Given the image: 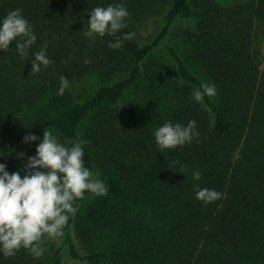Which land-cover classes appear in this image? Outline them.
Here are the masks:
<instances>
[{
  "label": "trees",
  "instance_id": "1",
  "mask_svg": "<svg viewBox=\"0 0 264 264\" xmlns=\"http://www.w3.org/2000/svg\"><path fill=\"white\" fill-rule=\"evenodd\" d=\"M114 2L0 0V17L20 8L37 36L25 60L15 41L0 50V162L23 175L39 143L23 137L51 130L86 140L85 166L108 185L76 201L42 256L21 248L0 264H264V0H119L117 35L136 33L119 49L82 34L91 9ZM151 22L145 38L137 24ZM45 44L52 63L33 74ZM201 82L217 91L197 102ZM193 119L191 143L156 147L157 126ZM196 184L222 195L205 204Z\"/></svg>",
  "mask_w": 264,
  "mask_h": 264
},
{
  "label": "clouds",
  "instance_id": "2",
  "mask_svg": "<svg viewBox=\"0 0 264 264\" xmlns=\"http://www.w3.org/2000/svg\"><path fill=\"white\" fill-rule=\"evenodd\" d=\"M89 19L83 26V36L89 39L115 37L109 47L119 49L124 41L132 40L135 32L117 35L127 26L129 16L126 5L122 2L107 6H95L88 13ZM37 40L30 21L20 8L10 10L0 17V50H9L10 41H15V49L25 60L29 49ZM47 45L33 53L30 60L31 72L39 73L52 63L46 54ZM70 86L66 76L59 77L57 95H63ZM216 85L201 82L192 91L194 101H203L205 96L216 95ZM199 136L196 121L187 124L165 121L153 132L156 147L161 150L174 149L191 143ZM39 140L35 154L27 157L22 172L9 173L6 163L0 162V255L14 256L21 249H27L34 258L43 255L42 240L61 238L70 217L77 212L76 201L85 197V193L106 196L108 185L84 163V145L86 140L61 141L51 130H44L42 138L28 133L23 143ZM23 154H21L22 156ZM173 163H176L175 161ZM180 173V172H179ZM194 181L201 179V172L194 170ZM195 198L203 203H211L221 197L216 189L194 185Z\"/></svg>",
  "mask_w": 264,
  "mask_h": 264
},
{
  "label": "rangeland",
  "instance_id": "3",
  "mask_svg": "<svg viewBox=\"0 0 264 264\" xmlns=\"http://www.w3.org/2000/svg\"><path fill=\"white\" fill-rule=\"evenodd\" d=\"M137 26H138L139 33H141V35L143 37L147 38V37H149L148 35L150 34L151 29L153 28V22H151L149 25H147L146 23L145 24L139 23V24H137ZM95 80H96L95 77L89 79V81H91L92 84L95 83L94 82ZM90 87H92V85H90ZM87 89H89V88H87ZM85 92L87 93V91L84 90V92L82 93V95H85ZM67 264H82V263H77V262L69 261V262H67Z\"/></svg>",
  "mask_w": 264,
  "mask_h": 264
}]
</instances>
